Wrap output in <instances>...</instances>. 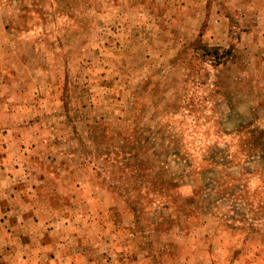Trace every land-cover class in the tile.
<instances>
[{
    "label": "rangeland",
    "instance_id": "rangeland-1",
    "mask_svg": "<svg viewBox=\"0 0 264 264\" xmlns=\"http://www.w3.org/2000/svg\"><path fill=\"white\" fill-rule=\"evenodd\" d=\"M0 264H264V0H0Z\"/></svg>",
    "mask_w": 264,
    "mask_h": 264
},
{
    "label": "trees",
    "instance_id": "trees-1",
    "mask_svg": "<svg viewBox=\"0 0 264 264\" xmlns=\"http://www.w3.org/2000/svg\"><path fill=\"white\" fill-rule=\"evenodd\" d=\"M195 42H196L198 45H200V41H199V40H196ZM213 50H214V49H213ZM215 53H216V50H214L213 55H215ZM206 54L211 55L209 51H207Z\"/></svg>",
    "mask_w": 264,
    "mask_h": 264
}]
</instances>
